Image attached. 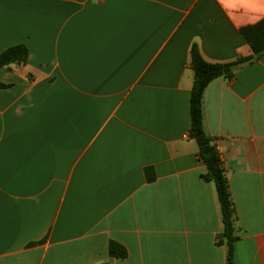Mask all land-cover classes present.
<instances>
[{"label":"crops","instance_id":"obj_1","mask_svg":"<svg viewBox=\"0 0 264 264\" xmlns=\"http://www.w3.org/2000/svg\"><path fill=\"white\" fill-rule=\"evenodd\" d=\"M263 18L264 0H0V53L29 48L0 69V264H227L190 135L191 48L250 56L241 29ZM203 113L234 264H264V54L212 80Z\"/></svg>","mask_w":264,"mask_h":264},{"label":"trees","instance_id":"obj_2","mask_svg":"<svg viewBox=\"0 0 264 264\" xmlns=\"http://www.w3.org/2000/svg\"><path fill=\"white\" fill-rule=\"evenodd\" d=\"M241 32L252 47L253 54L250 56L239 57L231 62H209L203 57L197 44L194 43L191 48V66L195 76L190 99L192 119L190 135L197 141L200 158L207 167L202 178L213 181L216 186L224 223L223 231L217 236V243L225 244L228 248L227 264L235 263V242L238 239L235 234V206L221 156L213 144V139L204 128L203 95L212 80L222 76L231 79L235 75L237 66L264 54V18L255 24L243 27ZM28 58L29 48L26 44L11 45L0 53V69L13 63H26ZM109 252L118 258H125L128 255L126 247L116 241L110 242Z\"/></svg>","mask_w":264,"mask_h":264},{"label":"water","instance_id":"obj_3","mask_svg":"<svg viewBox=\"0 0 264 264\" xmlns=\"http://www.w3.org/2000/svg\"><path fill=\"white\" fill-rule=\"evenodd\" d=\"M194 76H195V73H194Z\"/></svg>","mask_w":264,"mask_h":264}]
</instances>
